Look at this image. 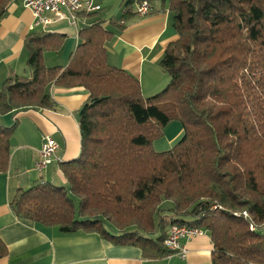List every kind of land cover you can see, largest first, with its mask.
<instances>
[{
	"label": "trees",
	"instance_id": "obj_1",
	"mask_svg": "<svg viewBox=\"0 0 264 264\" xmlns=\"http://www.w3.org/2000/svg\"><path fill=\"white\" fill-rule=\"evenodd\" d=\"M10 1L0 0V20ZM144 1L149 10L154 0H125L107 25L122 28ZM167 9L176 39L159 66L168 83L147 98L135 77L108 64L104 46L113 34L103 20L78 31L64 67L44 63L63 35H26L29 74L1 83L0 119L52 108L51 86L88 95L78 113L79 154L58 164L63 185L18 189L10 210L62 234L136 247L149 259L171 254L163 245L171 227L198 229L210 238L211 264H264L257 232L264 226V0H167ZM172 123L181 137L155 152ZM15 126L0 124V173Z\"/></svg>",
	"mask_w": 264,
	"mask_h": 264
},
{
	"label": "crops",
	"instance_id": "obj_2",
	"mask_svg": "<svg viewBox=\"0 0 264 264\" xmlns=\"http://www.w3.org/2000/svg\"><path fill=\"white\" fill-rule=\"evenodd\" d=\"M83 1L99 9L86 16L78 15L74 25L66 20L55 21L47 13L45 16L52 22L39 26L34 25L31 12L22 7L20 0H11L0 20V83L15 75L28 76L23 47L26 35L39 32L63 35L62 48L57 53H46L44 63L48 66L49 60L52 66L64 67L78 43V31L103 20L113 34L104 46L108 64L135 77L144 98L160 92L167 85L168 77L159 62L166 47L176 39L167 0L152 1L147 14H136L117 29L107 23L120 17L125 0ZM49 95L53 102L50 109H26L1 118L5 126L12 125L13 121L16 126L10 136L7 170L0 173V239L6 248L0 264H211L212 245L207 234L180 240L187 251L184 258L170 254L149 259L136 247L114 245L96 234H62L56 227H39L13 216L9 204L18 189H26L35 181L63 185L58 164L73 160L79 154L78 113L87 100V92L83 88L51 86ZM181 135L180 125L172 123L164 136L153 143V149L169 150ZM46 136L58 146L57 161L38 171L35 164L40 159L42 138Z\"/></svg>",
	"mask_w": 264,
	"mask_h": 264
},
{
	"label": "built area",
	"instance_id": "obj_3",
	"mask_svg": "<svg viewBox=\"0 0 264 264\" xmlns=\"http://www.w3.org/2000/svg\"><path fill=\"white\" fill-rule=\"evenodd\" d=\"M23 8L29 10L34 19V25L46 26L52 21L45 14H52L55 21L66 20L74 25L77 20L78 13H92L99 9L98 6L92 5L90 2L83 0H20ZM148 12V4L144 1L136 5V13L145 15ZM57 144L48 136L42 138L40 148V159L35 164L36 170L40 171L52 162H56L55 153ZM204 232L198 229H190L186 227H171L167 232V237L163 243L164 247L180 258H184L187 254L185 247L180 245V240H189L193 237L201 236Z\"/></svg>",
	"mask_w": 264,
	"mask_h": 264
},
{
	"label": "rangeland",
	"instance_id": "obj_4",
	"mask_svg": "<svg viewBox=\"0 0 264 264\" xmlns=\"http://www.w3.org/2000/svg\"><path fill=\"white\" fill-rule=\"evenodd\" d=\"M46 60H47V59H46ZM47 64H48V66H52V65H50V63H49V60L47 61ZM0 86H1V83H0ZM0 124H3L1 119H0ZM167 148H168V147H167ZM155 149L157 150V151L154 150L155 152H164V151L167 150V149H164V147H156ZM55 185H56V186H59L58 183H55ZM257 232L260 233V234H264V226L258 228V229H257Z\"/></svg>",
	"mask_w": 264,
	"mask_h": 264
}]
</instances>
